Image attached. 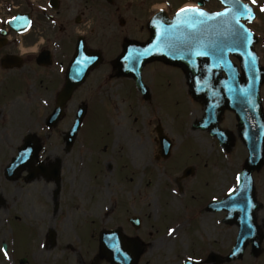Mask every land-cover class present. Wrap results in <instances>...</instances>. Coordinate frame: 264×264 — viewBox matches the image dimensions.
<instances>
[{"label": "rangeland", "instance_id": "rangeland-1", "mask_svg": "<svg viewBox=\"0 0 264 264\" xmlns=\"http://www.w3.org/2000/svg\"><path fill=\"white\" fill-rule=\"evenodd\" d=\"M154 70L155 67L148 73ZM174 73V93L164 92L163 98H154V106L150 108L160 123L166 124L175 144L172 157L164 163L161 156L157 159L153 154L155 136L148 125L153 115L147 107L136 105L128 82H124L121 91L128 101H121L117 91H111L105 94V99L116 105L114 110L101 103L95 106L88 139L87 131L79 135L78 153L76 149L65 153L55 137L60 130L67 129L70 119L53 135H44L42 122L37 124L43 109L34 107L39 105L34 102L39 100L34 87L30 88L33 96L30 99L29 87L8 86L6 82L7 92L2 97L5 108H0V192L5 200L0 207V264H18L22 257L31 264H89L99 251L94 236L106 230L104 227L122 226L130 237L142 236L146 249L139 264H182L186 257L201 259L209 251L224 254L234 246L237 237L234 227L222 224L221 215L203 211L209 201L226 196L237 184L235 175L241 171L247 152L237 143L232 155L223 154L220 158L215 155L217 145L201 132H191L195 119H200L199 107L182 92L183 75L177 70ZM28 132H36L43 138L48 145L46 152L58 148L57 156L63 162L61 189L44 179L26 183L22 177L17 182H8L2 176L6 155L14 154L12 148L20 145ZM113 138L128 160L120 151L112 153L116 175L108 171L105 176L108 169L103 160L114 163L110 158L104 159L102 151ZM129 163L136 167V173ZM191 166L196 168V176L181 180L182 172ZM57 201L60 204L54 206ZM58 208L62 210L56 211ZM131 216L142 219L140 233L133 228L132 233L128 232L125 218L130 228ZM48 229H54L52 234L60 242L47 246ZM170 229H175L171 235ZM11 240L15 243V257ZM3 244L9 246L7 255L2 253ZM98 264L109 263L102 259Z\"/></svg>", "mask_w": 264, "mask_h": 264}, {"label": "flooded vegetation", "instance_id": "flooded-vegetation-1", "mask_svg": "<svg viewBox=\"0 0 264 264\" xmlns=\"http://www.w3.org/2000/svg\"><path fill=\"white\" fill-rule=\"evenodd\" d=\"M242 1L251 6L258 17V20L250 24L249 28L263 36L258 46L261 44L263 46L260 53L264 66V0ZM43 3L45 2L42 0H38L35 5L27 2L26 12L30 15L32 24L22 42L23 52L18 42L13 39V32L7 29L6 35L1 34L7 25L5 28L4 24L0 26V84H2L0 91L4 89L0 98V108H5L2 107V97L7 92L4 88L6 82H8V86L34 87L40 100L34 102L43 109V120L46 122V118L56 107L58 94L63 90L68 70L74 63L73 75L75 76L77 73L86 74L85 82L75 90L57 126L53 129L43 128L46 136L53 135L56 130L59 131L64 123L70 119L69 125L66 126L67 129L60 130L55 135L59 140V147H63L67 153L64 147V137L78 117L79 109L86 107L81 129L87 131L86 138L88 139V130L91 129L90 123L94 116L95 106L101 103L104 107L114 110L116 105L105 99V94L111 91H117V96L121 101H128L123 99L121 94L124 82H128L131 87L129 89L136 98V105L147 107L153 115L148 124L155 136L153 138L155 140L153 154L154 157L159 155L163 157L165 152L160 141L166 139L170 145H173V141L170 140L165 129L166 124L160 123L159 118L150 108L154 106V98H163L164 92L174 93L176 82L174 68L161 63L147 66L142 73V87L146 91L144 93L138 88L134 79L119 77L113 69V62L122 53L124 43L128 40L145 42L149 39L148 26L152 17L157 13L173 16L183 7H199L201 10L214 13L224 9L222 3L219 0H152L151 2L150 0H49L48 4L42 5ZM200 3L204 5H200ZM19 55L22 57L20 68L6 69L3 67L2 60L4 58ZM231 59L237 65V60L233 57ZM154 67L155 70L149 74L148 70L150 71ZM207 75H218L221 81L227 77L225 72H202L200 74L204 79ZM210 85L213 87L216 83L210 82ZM181 90L185 95H189L190 88L187 86L186 80L182 84ZM28 95L30 99H33L32 91H28ZM261 98L263 107L261 121H264V84L261 88ZM209 99L210 96L207 95L204 99L201 98L200 103L196 104L200 108V120L207 127L217 126L230 131L231 137L236 138L237 144L238 115L227 108L233 101L234 105L238 106L237 97L229 95L222 97L220 105L213 112L207 110L206 103ZM223 105L225 108H222ZM251 120L254 121V117H251ZM202 132L203 134L207 133L206 131ZM206 135L209 142L218 146L216 154L222 156V149L218 140L210 136V133ZM41 141L44 149L40 154V162H43L46 169H50L57 160L61 159L57 156L58 148L48 149L46 152L48 145L42 138ZM16 149L17 147H13L11 151ZM118 151L119 147L115 144V140L103 148V154L106 156H111L112 153ZM45 153L46 156H44ZM254 180L258 201L257 225H253V231L250 232L251 240L247 249L245 264H264V169L254 175ZM203 212L208 213L206 207ZM208 214L222 215V213ZM210 253L222 255L218 251H209L201 259H206Z\"/></svg>", "mask_w": 264, "mask_h": 264}, {"label": "water", "instance_id": "water-1", "mask_svg": "<svg viewBox=\"0 0 264 264\" xmlns=\"http://www.w3.org/2000/svg\"><path fill=\"white\" fill-rule=\"evenodd\" d=\"M226 5L229 8L228 12H226L228 15L207 17V22L210 21V18H219V21L222 19L226 31H228L231 24L230 17L232 16L233 12H236L239 9L234 5V0H228L226 2ZM243 17L244 16H241L239 18V25H242L243 28L247 29L241 23ZM188 18L190 17L186 13H179V15H177L173 20L170 21V31L168 35L170 43L169 45H167V37L165 36L166 40L164 42L162 38L163 35H161V33H164V29L161 28L162 32L159 31L157 26H154L153 21V25L152 23L150 24L151 38L147 43L127 44L125 46V52L117 64L120 72L123 75H140L142 69L146 64L155 61H163L169 65L181 68L188 74V77L190 79H194L196 81L197 77L195 76V74L198 71L196 62L194 60H189L186 56L187 53L185 51L187 48V41H185L187 31L184 25L185 22L187 23L189 21ZM18 20L19 19H17L16 21ZM157 21L159 20H156L155 22ZM223 40L227 44L228 37H223ZM257 42L258 38L253 35L252 42L250 44H248L246 47H237L233 51H226V56H228L230 53L237 55L242 63V68L244 71L243 75H234L231 79L235 82L238 81L239 86L244 88V92L249 93L250 96L254 95L259 98L260 88L264 82V68L260 66L254 48V45ZM194 45H192L191 48H193ZM220 57L222 58V56ZM216 61L218 62L217 64H222L225 70H230L228 66L230 64L227 61V57L222 58V60L220 58H217ZM198 67H200V64L198 65ZM218 68L219 66H217V69ZM211 70L213 69L211 68L210 71ZM234 71L237 72L236 69ZM242 82H245V84H242ZM193 89L195 91V95L198 96L197 92H200V84L194 83ZM206 90L207 93H209V87ZM66 93L68 95L71 94V92L69 91H67ZM260 108L261 107L259 104V109ZM263 128L264 125L261 126L260 124H255L254 126H252L251 124H249L248 117H246L245 120H243V123L240 124L241 138L243 143L249 150V156L244 164L243 171L239 176V187L233 193H231L228 198L223 200L221 203H218V205L221 207V210L223 209L228 211V216L225 219V222L228 224H238L240 226V236L237 246L240 254L238 257L242 256L243 251L248 244L250 225L253 222V219H255V216L251 211L253 209V202H256L252 175L255 171H260L264 166ZM75 132L76 131H74L73 135H71L70 139H68V144H71L73 142V136H75ZM35 148L37 150V147ZM23 155L24 150L21 151L19 158L14 161L11 169L8 170L9 174L15 172V174L11 177L13 179L18 178L19 173L29 165H23L26 163L25 156L23 158ZM35 157L36 153L33 159ZM32 160L30 161V163H32ZM55 173H58V168L56 169ZM34 176L35 173H32L30 177L34 178ZM135 224L139 226L137 222ZM116 233L117 232L102 234L101 249L104 255L112 264H137L142 254V247L137 241L127 239L122 235V233ZM114 237L116 239L114 243L118 244V246L110 244L108 246V249L107 241L113 239ZM231 258L230 260H232Z\"/></svg>", "mask_w": 264, "mask_h": 264}, {"label": "snow or ice", "instance_id": "snow-or-ice-1", "mask_svg": "<svg viewBox=\"0 0 264 264\" xmlns=\"http://www.w3.org/2000/svg\"><path fill=\"white\" fill-rule=\"evenodd\" d=\"M253 2H255V0H253ZM234 5L238 7V11L233 12L231 19L232 21H234L235 23H231L229 30L222 32V33H218V36H224V37H228V42L227 44L225 43L224 40L222 39H217L215 41H211L210 42V46L212 48V52H201V51H196L194 54L195 55H212L215 54L217 56H223V54L225 53V51H233L235 50V48L237 47H246L248 44H250L252 42V37H253V33H251L250 30L243 28L242 25H239V18L241 16H248L249 18H251V10L247 8L246 5H243L240 0H234ZM185 12H193L198 14L200 17H204L206 15V13H204L199 7H186V8H182L180 9V13H185ZM179 15V13H178ZM217 16H222V15H228L227 13H217ZM15 19V18H13ZM201 23H203V21H201ZM197 37L195 35H193L192 37H190V40L192 42H196L197 41ZM201 43H203L202 41H200ZM232 191H235L234 189ZM175 231V229H170L169 230V235H171L173 232ZM5 255H7V252H5Z\"/></svg>", "mask_w": 264, "mask_h": 264}]
</instances>
